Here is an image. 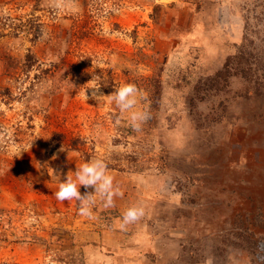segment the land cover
<instances>
[{"label":"rangeland","instance_id":"1","mask_svg":"<svg viewBox=\"0 0 264 264\" xmlns=\"http://www.w3.org/2000/svg\"><path fill=\"white\" fill-rule=\"evenodd\" d=\"M125 83L139 130L106 97ZM92 158L122 195L86 217L52 170ZM209 255L264 264V0H0V264Z\"/></svg>","mask_w":264,"mask_h":264},{"label":"clouds","instance_id":"2","mask_svg":"<svg viewBox=\"0 0 264 264\" xmlns=\"http://www.w3.org/2000/svg\"><path fill=\"white\" fill-rule=\"evenodd\" d=\"M98 79V76H97ZM92 84V87L85 88L82 93L86 102L90 97L86 95L87 89H92V97L105 96L100 94L97 96V92L100 85L94 84L91 80L88 84ZM84 88V86L80 87ZM142 95V92L136 87L135 84L125 83L117 87L111 94L107 95L109 102H114L121 112H128V119L130 126L134 130H139L141 124L148 119L146 112L137 110L136 105L138 103V97ZM91 97V98H92ZM56 157L54 156L53 159ZM52 170V169H51ZM54 176H56L58 182V190L55 193L56 199L59 201H75L77 202L78 212L82 216H92V206L95 203L97 197L103 201L104 207L113 206V197L122 195L120 189L113 184V177L109 174L108 167L103 159L92 158L82 162L72 175L66 176L61 180V173L52 170ZM74 177V178H73ZM83 186L85 192L81 194L79 188ZM93 189L89 192L87 189ZM181 194L176 193L175 198L180 199ZM144 214L143 208L137 206H130L122 214L121 227L135 222ZM203 264H215L214 257L209 255L203 262Z\"/></svg>","mask_w":264,"mask_h":264}]
</instances>
